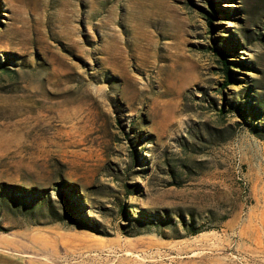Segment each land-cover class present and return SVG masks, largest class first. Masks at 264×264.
Wrapping results in <instances>:
<instances>
[{"label":"rangeland","instance_id":"1","mask_svg":"<svg viewBox=\"0 0 264 264\" xmlns=\"http://www.w3.org/2000/svg\"><path fill=\"white\" fill-rule=\"evenodd\" d=\"M0 253L264 264V0H0Z\"/></svg>","mask_w":264,"mask_h":264},{"label":"trees","instance_id":"2","mask_svg":"<svg viewBox=\"0 0 264 264\" xmlns=\"http://www.w3.org/2000/svg\"><path fill=\"white\" fill-rule=\"evenodd\" d=\"M213 5V3H211ZM208 14V22L210 24H212L211 22V15L210 13H207ZM213 50L216 51V53L220 54L221 55V59L223 61V69H224V74H225V82H223V85H226L228 82H230L232 79H233V76L231 74V70L229 69V59L227 58V52L225 49H221V50H217L216 47H212Z\"/></svg>","mask_w":264,"mask_h":264},{"label":"crops","instance_id":"3","mask_svg":"<svg viewBox=\"0 0 264 264\" xmlns=\"http://www.w3.org/2000/svg\"><path fill=\"white\" fill-rule=\"evenodd\" d=\"M13 258H16V257L0 253V264H16L19 262L17 259L13 260ZM1 261H3V262H1ZM22 264H29V258H24L22 260Z\"/></svg>","mask_w":264,"mask_h":264}]
</instances>
